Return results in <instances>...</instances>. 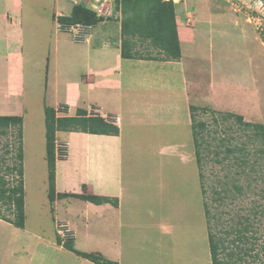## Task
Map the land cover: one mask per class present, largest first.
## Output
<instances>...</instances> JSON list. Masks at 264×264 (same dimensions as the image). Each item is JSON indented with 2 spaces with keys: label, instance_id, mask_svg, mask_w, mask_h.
<instances>
[{
  "label": "rangeland",
  "instance_id": "1",
  "mask_svg": "<svg viewBox=\"0 0 264 264\" xmlns=\"http://www.w3.org/2000/svg\"><path fill=\"white\" fill-rule=\"evenodd\" d=\"M9 1L0 0V10ZM165 1L172 2L176 27H180L181 63L152 61L154 64H146V71L139 66L136 74L124 73V82L133 79L143 87L138 88L135 106L128 103L129 98L122 104L125 116L132 108L137 114L121 121L125 189L120 212L111 209L96 215L95 208H85L82 200L67 197L65 192L60 193L67 195L58 199L62 200L58 204L51 199L43 107L51 100L53 75L25 76L29 90L45 86L47 96L43 92L37 99L29 91L24 94L28 113H22L21 140L24 228L0 220V264H73V253L60 254L50 247L67 251L66 244L105 258L102 250L106 241L120 238L118 222L124 228L122 264H211L210 234L218 241L220 260L264 264L260 253L264 244L263 146L253 129L235 118L241 116L243 123L261 124L264 129V0ZM50 2L53 0H24V5L37 3L33 12L47 15ZM98 8L97 23L105 18L113 20L120 13L110 0ZM58 25L65 30L63 39H71L73 27ZM86 26L78 27L85 32ZM181 26L185 30L182 36ZM30 32L25 30L23 37ZM4 33L0 24V49L6 44ZM135 39L138 54L163 55L148 41ZM40 45L32 49L38 58L43 49ZM61 51L63 59L64 49ZM85 63L79 58L68 65L84 70ZM67 76L62 73L61 82ZM150 85L156 87H145ZM2 92L0 101L6 105L0 103V112L17 110L15 98L6 101ZM146 103H151L148 113ZM81 104L78 102L76 109L87 108ZM105 108L109 114L105 120L113 123L115 118L110 117L115 112ZM89 110L88 115H96V109ZM229 114L231 117H226ZM191 115L204 124L198 147L190 129ZM18 143L16 129L0 134V177L9 186L18 179L13 170L18 166ZM56 152L66 154V145L58 144ZM82 193L91 194L86 184L81 185L78 194ZM0 214L13 218L1 204ZM85 224L90 226L89 232ZM244 226L248 227L244 243H232L236 230ZM109 253L114 255L113 249ZM237 254L242 255L241 261H236Z\"/></svg>",
  "mask_w": 264,
  "mask_h": 264
},
{
  "label": "crops",
  "instance_id": "2",
  "mask_svg": "<svg viewBox=\"0 0 264 264\" xmlns=\"http://www.w3.org/2000/svg\"><path fill=\"white\" fill-rule=\"evenodd\" d=\"M105 1L53 0V2L48 3L47 7L51 9H48L47 15H42L33 12V8L37 7V3L25 6L24 0H10L9 2L11 3L6 4L0 10V24L5 32L4 40H6L5 47L0 49V69H2L0 71H3L0 74V78L9 80L8 82L0 81V85H4L3 89L0 87V94L3 91L2 96L6 101L7 99L10 100V97H12V101L15 98V103L18 105L17 110L0 112V117L17 116L22 119V113L25 112V100L23 98L27 91L36 95L37 99L43 92L47 96L45 94V86H39L38 88L35 86L29 90L25 76L28 75L30 77L33 74L39 77L49 72L53 75V81H50L52 96H49L51 100L50 103L47 102V106L54 108L57 117L74 116L76 110L80 109H76L78 102H83V104L79 105L80 107L87 106L86 109H83L86 113L90 111V108H94L96 109L94 111L96 115L104 119L109 118V114L105 113V107H111L112 109L109 110L115 112V115L110 118H115L113 123L119 128L118 136L61 131L56 133V146L58 144L66 145L67 152L64 159H57L55 162V193L78 194L81 185L86 184L92 195L116 198L118 200L117 207H113L110 204L94 205L85 201L81 202V205L85 206V208H95L97 211L95 214L100 216L105 215L104 212H111V209L119 212L122 210L125 188L122 172L123 141L121 121L123 118H136L137 114L132 108L125 116L122 104L125 99L129 98L130 102L128 103L135 106L134 99L139 98L138 88L143 87V85L136 83L133 79L128 83L124 82V73L130 72L132 74L133 72L136 74L137 67L140 66L145 69L147 68L146 64H154L152 61L147 60L121 58L120 13L116 14L113 20L108 21L105 18L106 21L86 26L85 32L79 29L76 34L77 31L74 28L70 29L71 39H63L64 36H61V33L65 32V30L59 27L58 17L69 16L75 5H81L94 12L96 17L99 18L100 8L98 7L104 5ZM113 2L115 3V0H110V4H113ZM25 8L29 9V11L25 12ZM44 10H46L45 7ZM25 19L28 20L26 21ZM42 20L44 21L42 22ZM43 24H45V28H42ZM177 28L180 46V27ZM27 29L31 32L28 36L23 37L24 31ZM182 31L181 36L185 30L182 28ZM13 39L14 42H12ZM40 44L43 45V49L38 58L35 54H32V49H36ZM47 48L52 50L48 49L47 51ZM60 48L64 49L63 59ZM133 50H135V46ZM79 58H84L86 61L84 70H79L77 68L78 65L76 68L68 65L69 62L71 64ZM158 63L166 64L165 62ZM180 63L181 59L179 62H174L177 66ZM62 73H64V76L70 75V77L67 76L64 79V82H61V78H59ZM153 86L156 87L155 85L145 87L152 88ZM82 98L84 101H81ZM0 103L4 104L2 107H5L6 104L4 102L0 101ZM150 105L151 103L145 104L147 113L148 110L151 111ZM44 106L46 107V105ZM60 107H63L61 112L59 111ZM27 115V112L23 114V116ZM62 200L56 199V203ZM76 200L78 201L79 199ZM121 216L122 214L119 215V218ZM122 225V222H118L116 225V228L119 226L117 232L119 234L118 238H120L117 241L115 237L113 239L109 238L108 242L106 241L103 246L104 250H102V255L106 259L118 264H122L124 256L122 232L124 228ZM86 226L87 232H89L90 226L88 224ZM50 247L60 254L68 252L57 246ZM112 249L114 255L109 253ZM71 256L74 258L73 264H93L76 255L71 254Z\"/></svg>",
  "mask_w": 264,
  "mask_h": 264
},
{
  "label": "trees",
  "instance_id": "3",
  "mask_svg": "<svg viewBox=\"0 0 264 264\" xmlns=\"http://www.w3.org/2000/svg\"><path fill=\"white\" fill-rule=\"evenodd\" d=\"M143 8H140L141 6ZM115 7L122 14L120 20L121 44L120 56L123 59H138L150 61H173L180 60V47L177 35V27L175 23V12L173 4L165 0H115ZM148 11H143V10ZM142 10V11H141ZM98 21L95 13L86 9L81 5H75L69 16H60L57 22L63 25H92ZM135 38L139 41L148 43L159 50L161 57L142 56L134 49ZM226 117H231L227 115ZM225 117V118H226ZM236 121L245 127H251L254 131V136L261 139L263 148L260 150L264 154V129L261 124H248L243 123L241 116H235ZM44 125H45V138H46V156L48 165V183L49 195L52 200L62 199L67 194H56L54 187V170L55 162L57 159H64L66 154L62 153L57 155L56 152V133L61 132H81L93 135H106L118 136L119 128L112 122L106 121L104 118L97 115L88 116L86 111L77 109L76 114L72 117H57L56 111L52 107H44ZM9 128L16 129V135L19 143L15 152V159L18 166L13 170L16 171L17 181L15 185L8 184L3 177H0V204L8 207L13 218H8L0 214V220L5 221L16 228H24V189L22 186V119L17 116L0 117V134L5 133ZM204 128V124L196 122L194 116L191 115L190 129L194 145L198 147L199 136ZM202 139V138H201ZM228 153L232 150L226 149ZM199 161L198 152L196 153ZM199 163V162H198ZM238 189V188H237ZM75 197L79 200L94 204L103 205L110 204L113 207L118 206L116 198H109L105 196L92 195V194H68L67 197ZM248 227L244 226L241 230H236L235 242L244 243ZM208 243L211 256V264H237L234 260L228 259L227 261L218 258V241L213 235L208 236ZM67 251L74 255L90 261L93 264H117L109 261L102 256L91 253H84L75 250L72 245L66 244L63 246ZM236 248L238 245L235 246ZM239 250V249H238ZM239 253V252H238ZM242 253V252H241ZM260 253L264 261V244L260 248ZM233 255H229L231 258ZM236 261L242 260V255H235Z\"/></svg>",
  "mask_w": 264,
  "mask_h": 264
},
{
  "label": "built area",
  "instance_id": "4",
  "mask_svg": "<svg viewBox=\"0 0 264 264\" xmlns=\"http://www.w3.org/2000/svg\"><path fill=\"white\" fill-rule=\"evenodd\" d=\"M76 26V27H75ZM75 26H71V27H73L77 32H76V34L78 33V30L80 29L78 26L79 25H75ZM73 28H71V29H73Z\"/></svg>",
  "mask_w": 264,
  "mask_h": 264
}]
</instances>
